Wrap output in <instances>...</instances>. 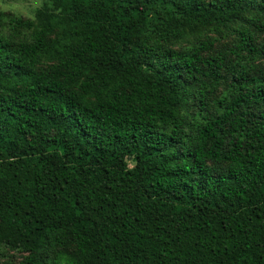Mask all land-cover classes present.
Masks as SVG:
<instances>
[{"label": "trees", "instance_id": "1", "mask_svg": "<svg viewBox=\"0 0 264 264\" xmlns=\"http://www.w3.org/2000/svg\"><path fill=\"white\" fill-rule=\"evenodd\" d=\"M0 264H264V0L0 8Z\"/></svg>", "mask_w": 264, "mask_h": 264}, {"label": "rangeland", "instance_id": "2", "mask_svg": "<svg viewBox=\"0 0 264 264\" xmlns=\"http://www.w3.org/2000/svg\"><path fill=\"white\" fill-rule=\"evenodd\" d=\"M38 3L39 0H0V8L27 16Z\"/></svg>", "mask_w": 264, "mask_h": 264}]
</instances>
